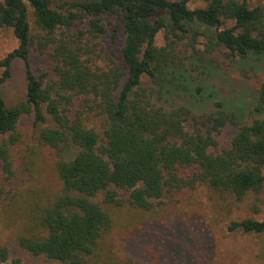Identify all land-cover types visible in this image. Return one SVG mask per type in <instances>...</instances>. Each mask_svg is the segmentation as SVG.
Returning <instances> with one entry per match:
<instances>
[{"label":"trees","instance_id":"16d2710c","mask_svg":"<svg viewBox=\"0 0 264 264\" xmlns=\"http://www.w3.org/2000/svg\"><path fill=\"white\" fill-rule=\"evenodd\" d=\"M205 1L196 9L191 0L0 1V37L10 29L18 41L0 59V264H24L1 228L24 251L62 264H142L118 260L107 243L119 209L146 218L186 189L238 201L263 191L264 82L251 105L236 104L202 75L221 57L264 70V3ZM112 18L124 35L121 62L105 47ZM33 53L49 59L40 75ZM18 59L27 91L10 105L4 86ZM24 117H33L29 140ZM229 126L238 132L221 147L217 135ZM15 151L28 189L11 185ZM51 169L61 187L46 192L36 180ZM229 231L262 234L264 220L234 221Z\"/></svg>","mask_w":264,"mask_h":264},{"label":"rangeland","instance_id":"374dc122","mask_svg":"<svg viewBox=\"0 0 264 264\" xmlns=\"http://www.w3.org/2000/svg\"><path fill=\"white\" fill-rule=\"evenodd\" d=\"M249 2L255 6L260 1ZM261 2L264 3V0ZM206 5L205 0H191L189 4L192 9ZM110 24L105 43L106 51L111 58L121 62L124 35L117 18H112ZM157 43L165 44L163 33L159 34ZM17 46L18 41L14 32L10 29L4 30L0 37V59L6 57ZM29 62L33 72L40 75L48 66L49 59L33 53ZM208 64L211 68H216V72L211 70L202 75V81L207 87L212 88L216 94L220 90L225 101L236 104L244 101L251 105L252 98L264 82V70L257 69L254 72L252 67L247 65L232 67L225 57L209 60ZM26 73V62L22 59L16 60L12 68V77L4 86L5 98L10 105L25 98ZM217 100L211 101L212 105ZM172 103L167 100L159 102L167 107ZM201 104L208 109L209 105L206 102ZM203 112L205 110L199 113ZM20 126L25 139H31L34 135L33 117H24ZM237 132L238 128L233 126L224 129L217 135L220 146L228 147ZM23 146L20 147L21 155ZM15 157L17 176L11 185H24L27 188L30 185L29 173L25 171L17 151ZM46 166L42 164V168ZM188 173L184 175L190 177L191 173ZM39 179L36 180V184L43 191H55L61 187L55 169H51L49 174ZM249 218L264 220V189L259 195L253 193L241 201L211 192L205 187L197 190L186 189L174 197L163 199L156 213L146 218L140 213L119 209L116 212L115 233L107 243L114 248V255L122 262L134 260L142 264H264V233L246 234L242 231H229L232 222ZM1 229L4 230V240L13 259L21 258L24 264H62L44 257H35L24 251L17 244L13 231Z\"/></svg>","mask_w":264,"mask_h":264}]
</instances>
